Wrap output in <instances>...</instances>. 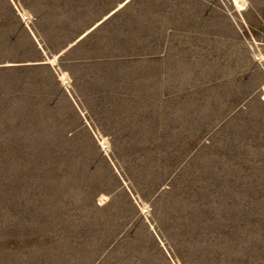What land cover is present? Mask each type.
Listing matches in <instances>:
<instances>
[{
  "label": "rangeland",
  "instance_id": "1",
  "mask_svg": "<svg viewBox=\"0 0 264 264\" xmlns=\"http://www.w3.org/2000/svg\"><path fill=\"white\" fill-rule=\"evenodd\" d=\"M0 264H264V0H0Z\"/></svg>",
  "mask_w": 264,
  "mask_h": 264
}]
</instances>
